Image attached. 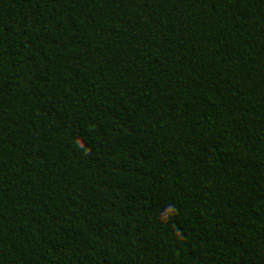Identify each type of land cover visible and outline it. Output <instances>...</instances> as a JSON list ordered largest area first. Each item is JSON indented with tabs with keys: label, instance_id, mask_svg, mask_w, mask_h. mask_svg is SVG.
I'll use <instances>...</instances> for the list:
<instances>
[{
	"label": "trees",
	"instance_id": "trees-1",
	"mask_svg": "<svg viewBox=\"0 0 264 264\" xmlns=\"http://www.w3.org/2000/svg\"><path fill=\"white\" fill-rule=\"evenodd\" d=\"M169 27L187 39L190 72L150 81L142 71ZM18 40L48 55L38 78L61 76L57 90L36 94L71 114L73 133L22 119L0 131V184L22 183L10 168L14 145L37 147L63 180L44 216L37 201L26 204L24 215L40 221L32 235L0 198V264H264V0H0V71L27 91ZM117 133L163 178L152 193L92 168L96 141ZM102 184L122 200L98 235L85 205ZM56 218L70 226L57 260L26 251L20 241Z\"/></svg>",
	"mask_w": 264,
	"mask_h": 264
},
{
	"label": "clouds",
	"instance_id": "clouds-1",
	"mask_svg": "<svg viewBox=\"0 0 264 264\" xmlns=\"http://www.w3.org/2000/svg\"><path fill=\"white\" fill-rule=\"evenodd\" d=\"M183 12V7L178 9V14ZM186 44L187 39L180 29H165L158 39L153 59L142 73L150 81L153 78L172 80L186 77L190 72V57L184 50ZM14 52L17 56L16 71L24 74L27 91L20 90L15 78L0 71V131L15 127L17 120L22 119L31 128L52 136L71 135V114L59 106L54 107L36 94H49L50 89L57 90L61 83V76L55 73L44 79L38 78V66L49 59L46 52L19 40L14 45ZM77 68L84 69L85 62L79 61ZM81 74L79 71L73 73L77 78ZM14 157L9 162L10 168L21 177L22 183L5 178L0 184V198L7 199L13 214L23 217L22 230L32 235L40 221L25 216V206L30 200L37 201L40 216H44L48 208L53 210L60 192L54 188L63 187L62 171L35 146L14 145ZM89 160L93 169L105 170L121 189L132 184L150 194L155 190L156 183L163 179L155 174L154 163L145 152L126 141L122 133L100 137L89 152ZM76 182L79 181L72 183ZM89 190L95 193L85 205L86 217L92 221L89 232L103 235L110 231V225L117 218L115 213L122 200V192L108 184L96 185ZM68 239L69 224L56 218L49 231L33 240L22 239L20 243L28 252L51 250V259L55 261L61 255V242Z\"/></svg>",
	"mask_w": 264,
	"mask_h": 264
}]
</instances>
